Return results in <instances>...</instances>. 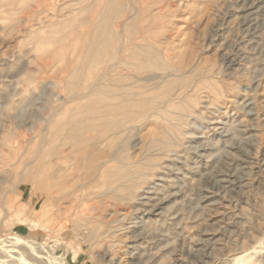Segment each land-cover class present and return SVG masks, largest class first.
Here are the masks:
<instances>
[{
	"label": "rangeland",
	"instance_id": "rangeland-1",
	"mask_svg": "<svg viewBox=\"0 0 264 264\" xmlns=\"http://www.w3.org/2000/svg\"><path fill=\"white\" fill-rule=\"evenodd\" d=\"M0 264H264V0H0Z\"/></svg>",
	"mask_w": 264,
	"mask_h": 264
},
{
	"label": "bare ground",
	"instance_id": "bare-ground-1",
	"mask_svg": "<svg viewBox=\"0 0 264 264\" xmlns=\"http://www.w3.org/2000/svg\"><path fill=\"white\" fill-rule=\"evenodd\" d=\"M151 77V76H150ZM154 77V76H153ZM149 78V77H148Z\"/></svg>",
	"mask_w": 264,
	"mask_h": 264
}]
</instances>
